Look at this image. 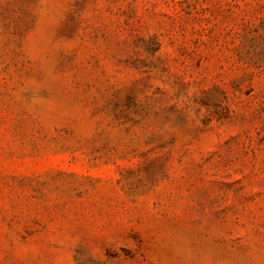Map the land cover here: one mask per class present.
I'll list each match as a JSON object with an SVG mask.
<instances>
[{"label": "rangeland", "instance_id": "374dc122", "mask_svg": "<svg viewBox=\"0 0 264 264\" xmlns=\"http://www.w3.org/2000/svg\"><path fill=\"white\" fill-rule=\"evenodd\" d=\"M0 264H264V0H0Z\"/></svg>", "mask_w": 264, "mask_h": 264}]
</instances>
